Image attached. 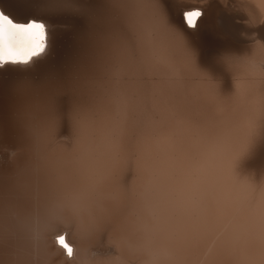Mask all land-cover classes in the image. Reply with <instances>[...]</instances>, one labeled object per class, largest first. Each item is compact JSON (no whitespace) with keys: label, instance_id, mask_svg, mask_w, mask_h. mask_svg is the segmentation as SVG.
Wrapping results in <instances>:
<instances>
[{"label":"bare ground","instance_id":"6f19581e","mask_svg":"<svg viewBox=\"0 0 264 264\" xmlns=\"http://www.w3.org/2000/svg\"><path fill=\"white\" fill-rule=\"evenodd\" d=\"M136 1L124 29V0H111L89 38L44 5L0 0L14 23L48 32L29 64L0 62V264H264V0ZM72 35L86 49L61 72ZM135 39L196 81L184 152L128 138L122 97L100 122ZM22 80L35 87L14 92Z\"/></svg>","mask_w":264,"mask_h":264},{"label":"rangeland","instance_id":"374dc122","mask_svg":"<svg viewBox=\"0 0 264 264\" xmlns=\"http://www.w3.org/2000/svg\"><path fill=\"white\" fill-rule=\"evenodd\" d=\"M135 2H137L136 7H138L140 5V4H138L139 1L124 0V2H123V4H124L123 7L125 8L124 9V16H125L124 20L126 21L125 22L126 26L122 25L124 27V29L127 26H129L128 21H129V17H130V13H131V6L132 5L134 6ZM80 4H81L83 12H84V15L82 17H73V16L65 15L67 18H69L71 23H73L75 25L77 23V25H78L77 26V28H78L77 32L78 33H80V34H81V32H83L85 34L86 33L88 34L89 32L91 34L93 32L95 33V32H97V30H99L98 27H100V25H99L100 21L99 20H101L102 22H104V21L107 22L108 20H110V15L112 13L111 0H81ZM133 13H134V16L136 17V15H137L136 12L133 11ZM133 13H132V15H133ZM93 26H96L97 28L95 29V27H93ZM92 29L95 31H93ZM90 33L87 35V36H89V38L91 36ZM135 41H136V39H135ZM136 42L134 44V54L130 55L128 57V62H127L128 64L126 66L127 70H126L125 75L123 77L126 80L125 81L123 80L124 83L122 82V85H123L122 89H118L117 87H116V89H114V88L110 89L109 88V89H107L108 92L110 91L109 92L110 95H109L108 99L106 97L105 98L102 97L101 99H99L100 103H101L102 119H104V120H101L100 122H102V123L107 122L108 123L110 121L109 113L115 111L114 108L117 107L118 99L122 97L125 101V103H124L125 109H127L126 112L123 114L124 117L122 119H123V122L125 121L126 129L130 132L128 134L129 135L128 138L130 137V134L132 133L131 138L132 139L138 138V140H136V141L148 142V143H151L153 141V143H156V144H158V142H160L159 146H167V144L171 141L170 142L171 144L169 143L170 145H168V146H171L173 148L175 147L179 151L184 152L185 147H184V149H181L183 147L182 145L187 144V146H188L190 143L192 145L193 141H195L194 139H196L195 133L197 132V125H196L197 119L195 118V116H196L195 104L197 103V96H196V84L194 83L196 81L194 80V77L191 74V72H187L186 70H183L181 66L176 65L177 64L176 62L171 61V60L170 61L164 60L161 57V53H158L156 51V47L152 48V45L150 44L151 42L149 44L144 42L141 45L140 53L136 52V51H138V48H139V45H138L139 43H138V41H136ZM85 46H86V43L83 44L82 41L80 40V37L77 38L74 35L68 36V40L65 43L64 51L62 54L63 56L61 57L60 62L57 64L58 65L57 67L59 69H61V72L63 70H64V72H66L67 70L69 71V69L73 67L75 57L79 53H81V51L85 52V49H86ZM145 46H146V48H145ZM136 47H138V48H136ZM148 52H150V53H148ZM140 54H142V55H140ZM145 54H146V57H144ZM138 65L140 68L138 67ZM134 67L139 68V69L136 68L137 76L133 75L134 69H135ZM202 68H204V67H202ZM97 69L102 70V67L100 66V67L96 68V70ZM139 70H140V72H139ZM65 77L68 78V76H66V75H65ZM138 77H139V79H138ZM136 79H138V82H135ZM68 80H70V79H68ZM171 81L174 82L176 85H174ZM177 84H179V86ZM172 85L174 87H171ZM70 86L71 85H69V87ZM176 86H178V87H176ZM179 87H181V88H179ZM74 88L75 87H73L72 89H68V91H64L60 95L61 102L63 104H67L76 98L75 96H77V93H75L73 91L76 89V88L75 89ZM173 89H174V91H173ZM176 89H177V91H176ZM185 98H187V99L185 100ZM114 103H115V105H114ZM176 104H177V106H176ZM128 110H129V113H127ZM193 115H195V116H193ZM180 116H182V119ZM161 118H162V120H164V122H162ZM178 118H180L181 120ZM185 118H187V119H185ZM191 118H192V120H191ZM188 119H189V121H188ZM185 120H186V122L188 121L187 125L185 124ZM193 120L196 123H194V122H192V123H194L196 126L190 122ZM136 123L138 124V126ZM177 123L180 126L179 125L177 126ZM189 123H191V126ZM170 125L172 126L173 130L176 133L172 130ZM184 125H186L187 131H185L186 129L184 130V128H185ZM183 126H184V128H183ZM189 126H190V128H189ZM179 127H181V129L183 128L185 133H187L189 131L188 132L190 135L189 139H187L188 137H186L185 134H184L185 135L184 137L187 140L184 139V137H182L184 140H186L185 143L182 142L183 140L181 141V139H180L182 136L181 132H183V130L179 129ZM191 128L192 129L194 128L196 130H194V129L191 130ZM188 129H190V130H188ZM148 130H153V131L148 132ZM178 130L180 133L178 132ZM194 131H196V132H194ZM166 134H168V135H166ZM173 134H174V136H173ZM163 135H164V137H163ZM169 135L171 137H169ZM187 136H188V134H187ZM175 137H177V138L179 137L178 139H180V141H178V139ZM166 139L169 142L164 145ZM163 140H164V142H163ZM189 141H191V142L189 143ZM181 142L184 144H182ZM153 143H151V144H153ZM173 152L174 151H172L171 153H173Z\"/></svg>","mask_w":264,"mask_h":264},{"label":"snow or ice","instance_id":"6c2138e0","mask_svg":"<svg viewBox=\"0 0 264 264\" xmlns=\"http://www.w3.org/2000/svg\"><path fill=\"white\" fill-rule=\"evenodd\" d=\"M33 6L44 5L45 12L52 16H73L84 15L79 0H31ZM161 0H157L159 5ZM161 18H163V9ZM198 15V13H197ZM48 32L47 26L42 22L28 24L14 23L7 15L0 13V62L12 64H29L34 58L45 53L47 47ZM35 87L30 81L22 80L13 85V91ZM60 244L71 253V249L60 240Z\"/></svg>","mask_w":264,"mask_h":264},{"label":"water","instance_id":"95a60500","mask_svg":"<svg viewBox=\"0 0 264 264\" xmlns=\"http://www.w3.org/2000/svg\"><path fill=\"white\" fill-rule=\"evenodd\" d=\"M29 16H32L33 18H36L37 16L36 15H29ZM39 17V16H38Z\"/></svg>","mask_w":264,"mask_h":264}]
</instances>
